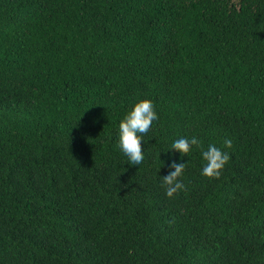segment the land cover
<instances>
[{
    "label": "trees",
    "instance_id": "1",
    "mask_svg": "<svg viewBox=\"0 0 264 264\" xmlns=\"http://www.w3.org/2000/svg\"><path fill=\"white\" fill-rule=\"evenodd\" d=\"M0 264H264V0H0Z\"/></svg>",
    "mask_w": 264,
    "mask_h": 264
},
{
    "label": "clouds",
    "instance_id": "2",
    "mask_svg": "<svg viewBox=\"0 0 264 264\" xmlns=\"http://www.w3.org/2000/svg\"><path fill=\"white\" fill-rule=\"evenodd\" d=\"M158 115L154 110L150 99H142L135 103L134 107L125 115L119 124V148L127 156L128 162L132 165H140L144 160L142 151V135L150 131ZM202 149V157L205 165L202 174L208 178H219L221 171L230 159V155L215 145H209L207 150H203L201 141L196 137H182L175 140L171 149H175L182 155H188L192 147ZM224 146L232 147L230 139L224 140ZM184 163L175 160L170 165V171L162 177V186L168 198H174L181 190H186L185 185L180 179L185 169Z\"/></svg>",
    "mask_w": 264,
    "mask_h": 264
}]
</instances>
